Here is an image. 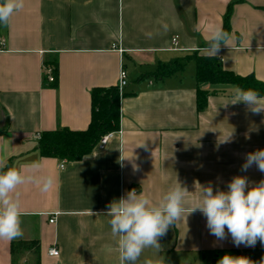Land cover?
Returning <instances> with one entry per match:
<instances>
[{
    "label": "crops",
    "instance_id": "crops-1",
    "mask_svg": "<svg viewBox=\"0 0 264 264\" xmlns=\"http://www.w3.org/2000/svg\"><path fill=\"white\" fill-rule=\"evenodd\" d=\"M228 11L231 39L216 58L226 71L264 82V0H24L0 24L7 44L0 53V159L26 175L39 162L36 174L54 178L47 192L35 182L18 187L23 235L0 238V264H120L118 238L104 213L128 190L158 203L178 180L189 191L188 209L199 199L197 182L226 190L236 175L264 179L255 165L241 170L247 153L264 149V113H251L243 102L223 106L233 101L232 86L210 84L200 85L207 103L198 111L194 62L155 77L162 65L196 52L208 56L205 39L215 28L225 31ZM47 65L57 67L56 87L45 82ZM121 69L128 85L120 129L107 146L77 163L41 157L35 135L86 130L92 90L118 87ZM143 142L147 149L137 147ZM121 147L125 157L134 154L138 170L118 162ZM186 216L160 238L161 252L145 248L136 264L161 257L165 264H217L225 254L264 258L260 242L237 247L230 235L217 240L199 211ZM23 242L37 248H12ZM52 247L58 257L48 255Z\"/></svg>",
    "mask_w": 264,
    "mask_h": 264
},
{
    "label": "clouds",
    "instance_id": "clouds-1",
    "mask_svg": "<svg viewBox=\"0 0 264 264\" xmlns=\"http://www.w3.org/2000/svg\"><path fill=\"white\" fill-rule=\"evenodd\" d=\"M24 7V0H0V24L6 25L14 12ZM230 34L222 28H215L205 39L202 49L210 58L219 56L222 45H228ZM222 61L224 57H219ZM233 101L228 104L243 102L247 110L253 114L264 113V97L256 90H244L238 85L232 86ZM226 140V139H225ZM137 147H145V143ZM119 163L128 160L133 170H138L134 163V154L129 158L123 155V147L119 149ZM264 173V149L246 154L242 171L254 166ZM39 162L31 165L32 174L26 175L16 167H8L7 162L0 159V238L17 239L22 237L20 199L18 187L28 182H35L42 192H47L54 183L51 175H37ZM6 169V170H5ZM199 187V199L188 209L184 206L185 195L189 191L177 180L158 203L152 202L143 191L135 188L125 195L113 199L107 206L104 215L108 221L112 235L117 237L120 264H136L145 248H153L157 252L163 250L160 238L167 234L185 212L187 216L199 211L206 218V226L217 240H224L229 235L235 246L254 247L257 242L264 245V179L258 183L250 182L248 177L233 176L227 183L226 190L196 183ZM186 216V219H187ZM144 264H165L164 258L153 261L146 259ZM217 264H264V258L254 262L247 257H236L225 254Z\"/></svg>",
    "mask_w": 264,
    "mask_h": 264
},
{
    "label": "trees",
    "instance_id": "trees-1",
    "mask_svg": "<svg viewBox=\"0 0 264 264\" xmlns=\"http://www.w3.org/2000/svg\"><path fill=\"white\" fill-rule=\"evenodd\" d=\"M229 17L230 11H228L225 18V31L229 29ZM189 62L195 63V79L200 87L197 90L198 111L204 110L207 103V92L201 89V84L238 85L244 90H256L264 97V82L257 80L253 75L238 76L228 72L223 69L219 59L203 56L198 52L183 60H176L169 65L160 66L155 77L156 79H163L176 73H181ZM53 68L54 76L57 77V67L53 66ZM46 81L47 78L45 77ZM50 85L56 87L57 80ZM122 96L123 93H120L118 87L93 89L91 92L92 114L88 128L84 131L61 129L54 132H43L38 142L40 156L43 158H56L71 163L80 162L91 156L105 135L119 131ZM7 165L12 167L11 162L7 163ZM15 245L22 248L36 247L34 242L14 243L12 248ZM36 264H40L39 260H37Z\"/></svg>",
    "mask_w": 264,
    "mask_h": 264
},
{
    "label": "built area",
    "instance_id": "built-area-1",
    "mask_svg": "<svg viewBox=\"0 0 264 264\" xmlns=\"http://www.w3.org/2000/svg\"><path fill=\"white\" fill-rule=\"evenodd\" d=\"M172 45L174 47V49H177V46H178V38L175 37L173 40H172ZM7 44H6V40L0 36V53H3V52H6L7 51ZM44 71H45V75H46V78H47V81L49 83H54L55 82V76H54V68L53 67H45L44 68ZM128 85V76H127V73L124 69H121L120 70V73H119V81H118V89L120 91V93L122 94L123 91L125 90V88L127 87ZM114 137V133H110V134H107L105 135L99 145H98V148L100 150L104 149L107 144L109 143V141ZM37 141L40 140L41 138V135L40 134H37L35 135L34 137ZM61 168L63 169L64 166L61 165ZM50 224H54L56 222V219H55V216H52L49 220ZM60 254L59 250L56 248V247H52L48 250V255L50 257H58Z\"/></svg>",
    "mask_w": 264,
    "mask_h": 264
},
{
    "label": "rangeland",
    "instance_id": "rangeland-1",
    "mask_svg": "<svg viewBox=\"0 0 264 264\" xmlns=\"http://www.w3.org/2000/svg\"><path fill=\"white\" fill-rule=\"evenodd\" d=\"M189 71L194 72V70H193L192 68H191V69L188 68V70H187V74H188Z\"/></svg>",
    "mask_w": 264,
    "mask_h": 264
}]
</instances>
